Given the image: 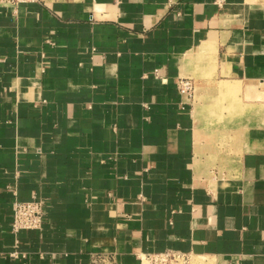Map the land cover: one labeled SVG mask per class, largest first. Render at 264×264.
Segmentation results:
<instances>
[{
    "label": "crops",
    "instance_id": "0c3cea01",
    "mask_svg": "<svg viewBox=\"0 0 264 264\" xmlns=\"http://www.w3.org/2000/svg\"><path fill=\"white\" fill-rule=\"evenodd\" d=\"M165 251L264 264V0L0 4V264Z\"/></svg>",
    "mask_w": 264,
    "mask_h": 264
},
{
    "label": "built area",
    "instance_id": "2783aa9c",
    "mask_svg": "<svg viewBox=\"0 0 264 264\" xmlns=\"http://www.w3.org/2000/svg\"><path fill=\"white\" fill-rule=\"evenodd\" d=\"M41 0H0V4L16 6L22 3L40 2ZM179 91L185 93L191 100L193 96V83L190 78H182L178 84ZM43 220V201L36 197L30 200L21 201L14 200L13 215L11 222V231L14 236L20 230H36L40 229ZM9 256L12 258L25 257L24 252H20L17 248L13 249ZM145 264H181L187 263L188 257L185 254L175 251H165L152 254H143L141 257ZM112 264L111 256H96L93 258L92 264Z\"/></svg>",
    "mask_w": 264,
    "mask_h": 264
},
{
    "label": "rangeland",
    "instance_id": "374dc122",
    "mask_svg": "<svg viewBox=\"0 0 264 264\" xmlns=\"http://www.w3.org/2000/svg\"><path fill=\"white\" fill-rule=\"evenodd\" d=\"M193 77V76H192ZM191 79V78H190ZM192 80V79H191ZM193 81V80H192ZM194 82H195V86H194V89H193V96H192V100H194V99H196V97H197V83H196V78L194 77ZM226 85H232V83H226ZM259 99H262V98H259ZM223 101H228V100H223ZM229 114V113H228ZM222 139H223V136H220L219 137V139L217 140V143H218V145L217 146H219L220 148H223L224 147V149H226V148H228L227 146L225 147V142L224 141H222ZM219 148V149H220ZM193 257H190L189 259H188V262L187 263H185V264H191L192 262H193ZM143 263H145V262H143ZM96 264H100V263H96ZM181 264H184V263H181Z\"/></svg>",
    "mask_w": 264,
    "mask_h": 264
}]
</instances>
